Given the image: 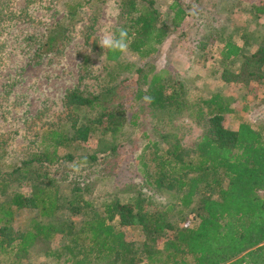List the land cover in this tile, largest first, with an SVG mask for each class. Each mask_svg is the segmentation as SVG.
<instances>
[{
	"label": "trees",
	"instance_id": "1",
	"mask_svg": "<svg viewBox=\"0 0 264 264\" xmlns=\"http://www.w3.org/2000/svg\"><path fill=\"white\" fill-rule=\"evenodd\" d=\"M170 1L176 28L186 13L180 5L182 0ZM119 2L123 13L129 17L121 26L129 32L128 50L141 59L154 57L156 46L165 42L169 30L160 22L153 2ZM3 4L0 0V29L14 18L22 19L23 13L9 11L14 17L9 18ZM252 10L255 19L264 15V0ZM51 32L54 34L56 28ZM53 34L49 38L54 43ZM121 54L107 49L105 60L118 63ZM220 55L222 61L231 64L240 60L237 73L223 72L225 83L257 82L264 89V36L250 54H245L239 44L229 39L223 42ZM117 66L123 71L132 67L120 63ZM114 82L95 96L71 91L65 98L63 113L71 134L53 127L42 135L35 134L34 143L39 141L43 146L35 153L38 168L30 172V164L22 161L10 174H0V194L6 199L0 202L1 253L15 241L19 242L20 252L28 253L27 248L36 243L46 245L59 235L68 240L63 249L64 264H264V199L258 195L259 191H264V136L258 127L248 122H241L236 130L228 129L224 119L232 112L230 98L220 94L202 102L205 111L200 105L196 107L194 118L204 123V130L191 147H185L176 137L170 141L161 136L160 141L166 145L163 149L157 142H150L143 149L153 148L149 162L141 161L140 165L144 167L148 187L169 197L164 209L149 211L145 205L147 198L137 197L133 203L113 201L100 212L84 204L91 214L80 222L79 231L73 222L62 219L58 214L60 210L75 214L80 206H73L74 200L62 202L55 181L40 174L42 168H52L63 159L58 154L59 148L73 142L86 143L95 130L113 138L121 134L127 121L126 104L129 101L146 103L145 96L153 97L148 107L163 113L169 121L190 110L184 99V84L169 78L164 70L155 72L150 62H144L135 70V78ZM83 109L97 111L96 117L81 118ZM137 118L135 113L133 125ZM5 146L6 141L0 138V159L9 158ZM66 159L72 160L70 156ZM90 159L95 160V157ZM91 179L87 170L77 171L76 168L55 178L68 181L66 185L73 188V193H81ZM11 183H28V194L7 193ZM26 209L36 210L37 217L24 235L14 237L10 226L12 218L16 212ZM173 212L177 214L175 222L170 219ZM189 214L194 217L193 226L186 222ZM124 228L140 229L145 240L142 243L127 241ZM46 255L54 256L48 251ZM20 256L19 252L15 254L16 259L20 260Z\"/></svg>",
	"mask_w": 264,
	"mask_h": 264
},
{
	"label": "rangeland",
	"instance_id": "2",
	"mask_svg": "<svg viewBox=\"0 0 264 264\" xmlns=\"http://www.w3.org/2000/svg\"><path fill=\"white\" fill-rule=\"evenodd\" d=\"M150 1L159 13L160 22L168 27L169 36L162 45L156 46L157 52L152 58L141 59L129 50L122 53L118 63L132 65L129 71H123L118 63L105 60L107 49L99 45L104 29L115 32L129 20L119 0H2L9 18L13 17L9 11L23 13L22 19L13 17L0 29V138L6 141L9 153V158L0 159V174H10L22 161L30 164V172L38 168L35 153L43 146L39 141L34 143L35 134L42 135L51 127L71 134L63 115L65 98L71 91L98 95L113 81L135 78V70L144 62H150L155 72L164 70L169 78L184 84V99L190 110L182 116L169 121L147 103L129 101L121 134L113 138L95 130L86 143L73 142L59 148L58 154L63 159L52 168L40 170L41 175L46 174L49 180L55 181L62 202L74 200L73 206H80L75 214L65 209L58 212L62 219L73 222L78 231L80 222L91 214L84 204L100 212L113 201L133 203L140 197L147 198L145 205L149 211L164 209L169 197L148 187L144 167L140 165L141 161L149 162L153 148L143 149L150 142H157L163 149L166 145L160 141L161 136L170 141L176 137L185 147H191L204 130V123L194 118L196 107L200 105L205 111L202 102L211 96L220 94L230 98L232 112L224 119L228 129L236 130L241 122H248L264 136L263 85L225 83L223 72L237 73L240 60L231 64L222 61L220 55L223 42L229 39L239 44L245 54L253 52L264 36V15L255 19L252 8L263 0H182L180 5L186 16L176 28L174 11L169 9L171 1ZM23 15L26 16L23 18ZM51 34L54 43L49 38ZM135 113L138 118L133 125ZM80 114L81 118L93 119L97 111L83 109ZM67 156L72 160L67 161ZM92 156L95 160L90 159ZM72 168L85 169L92 177L81 193H73V188L66 185L68 181L55 180ZM28 186V183H11L7 193L28 194ZM258 195L264 199V191ZM3 201L6 199L0 194V202ZM36 217V210L16 212L10 223L13 236L24 235ZM170 219L175 222L177 214H170ZM186 222L189 226L195 224L192 214L186 216ZM123 231L127 241L145 240L140 229L124 228ZM65 244L68 240L57 235L48 244L36 243L27 248L28 253H23L15 241L3 253L0 250V264H64ZM47 251L54 256H47ZM18 252L20 260L15 257Z\"/></svg>",
	"mask_w": 264,
	"mask_h": 264
},
{
	"label": "clouds",
	"instance_id": "3",
	"mask_svg": "<svg viewBox=\"0 0 264 264\" xmlns=\"http://www.w3.org/2000/svg\"><path fill=\"white\" fill-rule=\"evenodd\" d=\"M129 32L125 27H119L115 32L106 28L102 32V36L99 40V45L103 49H108L112 52L124 53L128 50ZM146 103L153 102V97H143Z\"/></svg>",
	"mask_w": 264,
	"mask_h": 264
}]
</instances>
